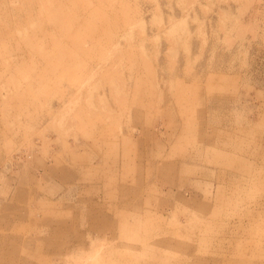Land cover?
Instances as JSON below:
<instances>
[{
	"label": "rangeland",
	"instance_id": "1",
	"mask_svg": "<svg viewBox=\"0 0 264 264\" xmlns=\"http://www.w3.org/2000/svg\"><path fill=\"white\" fill-rule=\"evenodd\" d=\"M0 264H264V0H0Z\"/></svg>",
	"mask_w": 264,
	"mask_h": 264
}]
</instances>
